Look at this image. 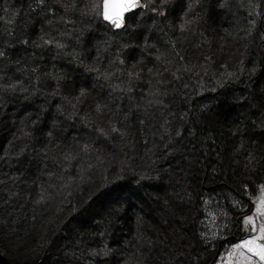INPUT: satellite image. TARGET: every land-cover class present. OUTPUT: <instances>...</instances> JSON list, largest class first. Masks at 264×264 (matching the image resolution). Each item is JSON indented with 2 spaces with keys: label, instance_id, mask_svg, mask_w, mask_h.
<instances>
[{
  "label": "trees",
  "instance_id": "trees-1",
  "mask_svg": "<svg viewBox=\"0 0 264 264\" xmlns=\"http://www.w3.org/2000/svg\"><path fill=\"white\" fill-rule=\"evenodd\" d=\"M101 2L0 0V253L212 264L264 185V0H143L121 31Z\"/></svg>",
  "mask_w": 264,
  "mask_h": 264
},
{
  "label": "snow or ice",
  "instance_id": "snow-or-ice-1",
  "mask_svg": "<svg viewBox=\"0 0 264 264\" xmlns=\"http://www.w3.org/2000/svg\"><path fill=\"white\" fill-rule=\"evenodd\" d=\"M43 2L44 0H39L40 4H43ZM150 2L152 4L151 11L156 12L157 0H150ZM167 2L168 0H160L161 5L167 4ZM146 7L147 5L142 3L141 0H102V3L94 5V8L97 9V14L102 16V19L104 21H108L117 29L125 28L126 17L128 20L132 19L131 16H128L130 12H133L138 8L145 9ZM256 7H259V5H256ZM158 14L167 15V12H159ZM257 15H259V13H257ZM181 30H184L183 25L181 26ZM46 43L51 44L52 41L49 40L46 41ZM55 46L57 48L64 47V45L61 43H57ZM0 55L3 54L0 53ZM156 59L160 60V56H157ZM180 60H183L182 56L180 57ZM119 63L123 65L124 61L120 60ZM149 71H151V69H149ZM165 71H168V69H165ZM176 71L189 72L192 71V69L185 66L183 68H177ZM113 75H115V73L106 72L103 78L105 80H110ZM128 75L131 76L132 73H128ZM171 75L176 80L181 79L180 76L176 75V72H172ZM9 89L15 91L16 85H9L8 88L5 89V91ZM80 95L83 96L84 92L82 91ZM97 111H99V107L97 108ZM113 131H116V129H113ZM83 150L87 151V147H85ZM65 158L73 159L74 157L66 156ZM260 190L264 192V185L260 186ZM261 203L264 204V199L261 200ZM262 215H264V213H262ZM250 221L251 217H246L245 223L248 224ZM252 231L255 234L251 235L250 238H244L240 243L233 246L232 251L229 253L227 264H234V258L235 264H264V223H261L258 228L256 227L255 223H253ZM97 254L98 253L96 252L92 253V255ZM103 254L107 255V252H104Z\"/></svg>",
  "mask_w": 264,
  "mask_h": 264
},
{
  "label": "rangeland",
  "instance_id": "rangeland-1",
  "mask_svg": "<svg viewBox=\"0 0 264 264\" xmlns=\"http://www.w3.org/2000/svg\"><path fill=\"white\" fill-rule=\"evenodd\" d=\"M126 25H127V21H126ZM135 38L136 37L134 36L133 39H132V41H135L134 42L135 43V47H137V43L139 45L140 44L139 42H141V40L136 41L137 38L136 39ZM129 59H130V63H131L130 66H131L132 69H134L135 71H137L138 69H140V68H138V65H136L137 61H135V58H132V54L129 55ZM156 119L157 118H155L153 120V128L155 130V133L157 135L159 134L158 137L156 138V144H157V146H160L161 145L163 147H166V145H164L165 144V141H166V139L164 138V134L158 131V129L160 127V125H159L160 123H158L157 120H159V119H157V120ZM159 136H162V137L159 138ZM262 199H264V192H262L260 190L258 196L255 199V205L253 207L252 213L249 216V217H251V221L248 224L245 223V220L243 222V228L242 229H243V232L246 234V237L245 238H250L251 235L255 234L252 231V224L253 223H255V225H256L257 228L259 227V225L261 223H264V215H262V213H264V204L261 203V200ZM151 207L152 206H150V209L153 211L152 214L155 215V211L156 210L154 211V209H153L154 207L153 208H151ZM216 225H217V220L215 222V219H214V220H211V225L207 224L204 227V229L207 231L206 232L207 237L212 238V237L215 236L214 238L215 239L217 238L216 237L217 235H214L216 232H218V229H219V228L216 227ZM222 226H224V225H222ZM146 227H147V225H146ZM212 232H214V234ZM145 237H146V240H147V236H145ZM241 241H242V239H240L236 244L240 243ZM234 245L230 246L229 249L225 253H221L222 251L217 248L218 253H217L216 258H215L216 260L212 264H227V260L229 258V253L232 251ZM173 251H175V253L177 252L176 250H173ZM162 260L165 261V258H163V255H162ZM160 264H162V262H160ZM234 264H235V258H234Z\"/></svg>",
  "mask_w": 264,
  "mask_h": 264
},
{
  "label": "water",
  "instance_id": "water-1",
  "mask_svg": "<svg viewBox=\"0 0 264 264\" xmlns=\"http://www.w3.org/2000/svg\"><path fill=\"white\" fill-rule=\"evenodd\" d=\"M141 2L142 3H144L143 2V0H141ZM102 3V2H101ZM145 4V3H144ZM146 5V4H145ZM138 10H140L139 8L138 9H136L135 11H133V12H130L129 14H128V16L129 15H131L132 13H134V12H137ZM103 20V19H102ZM104 21V20H103ZM126 21H127V17H126ZM105 23H107V24H109V25H111L108 21H104ZM112 26V25H111ZM115 30H119V31H121V30H123L124 28H120V29H117V28H115L114 26H112ZM0 264H14V263H12V262H10L5 256H3L1 253H0ZM38 264H42V262H40V263H38Z\"/></svg>",
  "mask_w": 264,
  "mask_h": 264
}]
</instances>
